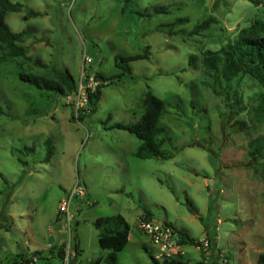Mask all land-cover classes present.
Returning <instances> with one entry per match:
<instances>
[{
    "label": "rangeland",
    "instance_id": "1",
    "mask_svg": "<svg viewBox=\"0 0 264 264\" xmlns=\"http://www.w3.org/2000/svg\"><path fill=\"white\" fill-rule=\"evenodd\" d=\"M12 1L22 9L6 15L7 25L29 33L21 43L26 56L0 63V264H61V245L71 261L74 236V264H107L96 222L117 214L129 232L116 264H153L158 247L139 228L144 211L194 239L208 236L206 264H264V117L256 112L262 89L249 76L226 80L201 63L204 52L264 22V0ZM159 7L168 12L153 13ZM184 17L174 27L179 34L160 30ZM209 17L217 24L190 34ZM145 52L147 59L129 63L130 75L117 77L116 57ZM63 69L77 85L83 71L107 80L89 112L76 113L73 94L48 95L19 79L57 80ZM147 90L164 102L157 125L166 160L138 158L135 136L107 128L138 122ZM75 186L84 196L72 198L69 231L59 204ZM175 259L195 264L201 249L180 246Z\"/></svg>",
    "mask_w": 264,
    "mask_h": 264
},
{
    "label": "trees",
    "instance_id": "2",
    "mask_svg": "<svg viewBox=\"0 0 264 264\" xmlns=\"http://www.w3.org/2000/svg\"><path fill=\"white\" fill-rule=\"evenodd\" d=\"M132 0H125L128 4ZM22 9V5L12 0H0V63L15 59L23 58L26 56L27 49L21 45L29 33L26 29L20 33L13 32L5 21V17L9 12H15ZM168 10L159 7L153 10V13H167ZM38 16L39 13L35 11H28L27 16ZM146 18L151 17L152 13H145ZM187 18H178L174 22L160 26V30L166 31L168 35L179 34L174 30L175 26L182 25L187 22ZM212 24H217L214 17H209L200 23H197L190 34L195 35L202 30L208 29ZM148 53L141 55H134L129 57H116L115 66L120 70L117 75L118 78L130 75L131 68L129 63L141 59H147ZM190 63L194 62L191 58ZM201 63L206 69L212 72H219L226 80L238 74L249 76L254 79L262 91L257 100L256 112L258 116L264 117V22L257 20L252 25L243 28L239 32L237 40L233 43H228L218 51H206L203 53ZM95 78L100 80L95 90L88 93L89 106L92 109L101 96L102 88L106 87L107 80L99 74H95ZM19 79L34 88L43 91L44 93L55 96H67L75 94L77 91V82L67 69L57 71V80L48 79L43 76H36L32 74H19ZM112 84V82H109ZM50 93V94H49ZM142 105L144 112L141 118L136 123L123 124L116 122L108 129H118L128 132L135 136L140 145L137 148L136 156L140 159L157 158L166 160L168 158L161 151V146L164 139L158 140V137L163 133L164 129L157 125L159 118L165 111L164 102L155 96L150 90H147L143 96ZM0 114H4L0 107ZM78 114H84L79 112ZM46 145V160L51 155V142L50 139L45 141ZM262 144L254 145L257 153L261 151ZM152 220V216L148 211H144L140 216V221ZM169 224V223H168ZM171 225V224H169ZM172 226V225H171ZM173 227V226H172ZM98 230V245L101 249L107 250L108 253L105 257L107 264H116V255L122 251L128 242L129 227L123 216L117 214L98 219L96 222ZM174 228V227H173ZM179 237L178 244L180 246L190 245L201 249V260L195 264H206L209 256H205V251L201 248V241L194 239L184 232L178 231L174 228ZM208 237V236H207ZM209 238V237H208ZM74 256L71 258L70 264L77 262L79 255V245L77 237L74 236ZM209 249L212 248L211 239L209 238ZM39 255V252L35 253ZM65 245H61L56 251V258L62 264L65 258ZM153 264L157 261L151 258ZM31 261L25 260L23 263L15 261L18 264H29ZM101 259L96 258L88 264H100ZM183 263V262H182ZM184 264V263H183ZM212 264H215L214 262Z\"/></svg>",
    "mask_w": 264,
    "mask_h": 264
},
{
    "label": "built area",
    "instance_id": "3",
    "mask_svg": "<svg viewBox=\"0 0 264 264\" xmlns=\"http://www.w3.org/2000/svg\"><path fill=\"white\" fill-rule=\"evenodd\" d=\"M84 61L86 63H90L91 59L84 57ZM83 72L84 74L81 76L77 85V91L73 94L75 97V110L77 114L79 112H89L90 106L88 102V93H92L95 90V87L101 83L94 75H85V71ZM75 196L83 197V189L75 186L70 196L67 199L62 200L59 204V213L64 216L69 231L70 221L72 218V215L70 214L71 201ZM139 228L146 236H148L152 245L158 247L156 260L175 259V255L180 251V245L178 244L179 237L171 225L166 222H160L152 219L140 221ZM200 241L201 248L205 251V256L208 257L209 238L205 236ZM62 264H70L69 253H66Z\"/></svg>",
    "mask_w": 264,
    "mask_h": 264
},
{
    "label": "water",
    "instance_id": "4",
    "mask_svg": "<svg viewBox=\"0 0 264 264\" xmlns=\"http://www.w3.org/2000/svg\"><path fill=\"white\" fill-rule=\"evenodd\" d=\"M155 264H183L180 260L177 259H164L161 262H157Z\"/></svg>",
    "mask_w": 264,
    "mask_h": 264
},
{
    "label": "crops",
    "instance_id": "5",
    "mask_svg": "<svg viewBox=\"0 0 264 264\" xmlns=\"http://www.w3.org/2000/svg\"><path fill=\"white\" fill-rule=\"evenodd\" d=\"M58 214H59V217H62V215L58 212ZM142 214V213H141ZM141 214H140V216H141ZM63 218V217H62Z\"/></svg>",
    "mask_w": 264,
    "mask_h": 264
},
{
    "label": "flooded vegetation",
    "instance_id": "6",
    "mask_svg": "<svg viewBox=\"0 0 264 264\" xmlns=\"http://www.w3.org/2000/svg\"><path fill=\"white\" fill-rule=\"evenodd\" d=\"M163 260H164V259H163ZM163 260H162V261H163ZM169 260H170V259H169Z\"/></svg>",
    "mask_w": 264,
    "mask_h": 264
}]
</instances>
